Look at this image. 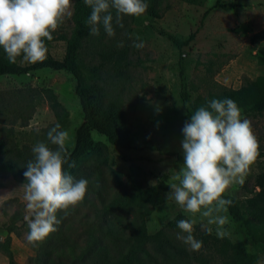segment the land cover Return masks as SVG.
Segmentation results:
<instances>
[{"label":"trees","instance_id":"trees-1","mask_svg":"<svg viewBox=\"0 0 264 264\" xmlns=\"http://www.w3.org/2000/svg\"><path fill=\"white\" fill-rule=\"evenodd\" d=\"M162 0H146L147 18L158 19V4ZM113 16L115 11L111 10ZM91 9L83 0H73L70 16L71 29L68 34L53 32V39L45 41L49 48L56 42L63 45L60 58L47 52L43 62L35 64L10 63L3 49H0V77L24 76L39 70L64 71L74 81L73 93L81 112V122L73 131L69 162L75 167L64 168L77 179L88 181V191L84 201L70 210L42 243L30 244L33 256L27 264H211L212 253L223 264H246L245 247L242 243H231L227 238L220 239L194 225V237L203 242L199 251L177 239V222L186 219L177 213L170 221L152 234L146 230V218L151 210L169 201L167 177L161 175L153 185H143L130 173L122 180L121 175L109 169L110 181L104 177L106 161L98 156L81 162L91 149L89 133L102 136L106 142L121 150H129L130 140L119 104L108 102L100 110L97 101L105 97L104 86L99 73L106 66L111 76L119 82L128 79L130 61L128 49L116 48L119 36L128 32V22L134 17L124 16L123 27L115 23V36L108 37L99 26V35L90 34L87 20ZM157 33L164 38L177 54L176 71L179 81V99L186 107L187 121L200 106L212 99L230 98L241 109L244 116H257L264 112V49L260 48L262 73L253 80L246 81L237 89H223L208 94L203 99H190L187 92V75L181 51L193 40L189 34L180 38L161 29ZM255 44L264 40V29L253 34ZM84 55L96 58L97 63L86 65ZM47 103L53 122L44 129L40 140L28 143L18 142L17 136L33 116L40 101ZM57 123L65 130L67 112L60 106L56 96L49 89L26 87L13 91L0 92V179L12 178L15 182L26 183L23 176L26 164L33 159L32 148L37 142H44L55 148L47 140V132ZM168 155H174L172 153ZM259 155L258 157H260ZM180 160L179 157H177ZM0 184V188H2ZM240 186H244L240 184ZM232 204L227 214L232 221L241 224L250 246L264 254V171L257 174L252 186L247 190L242 203L230 195H224ZM15 201L8 199L6 202ZM3 204V203H2ZM63 217V213H57ZM28 226L21 213H14L0 229L5 232L4 247L7 249L9 234L20 236L19 228ZM78 228V232H75ZM78 241H82L79 243ZM7 264H16L9 256Z\"/></svg>","mask_w":264,"mask_h":264},{"label":"rangeland","instance_id":"rangeland-1","mask_svg":"<svg viewBox=\"0 0 264 264\" xmlns=\"http://www.w3.org/2000/svg\"><path fill=\"white\" fill-rule=\"evenodd\" d=\"M71 12L72 7L70 15L65 16L55 32L69 33ZM158 14V19L147 18L144 14L129 20L127 34L115 40L116 48L128 49L131 63L128 79L123 80L124 82L113 79L108 66L99 73L105 97L97 101V106L102 110L108 102L119 104L131 146L129 150H121L110 146L102 136L89 133L91 149L81 162L94 156L106 161L107 165L102 168L107 182L110 181V169L119 173L122 180L132 173L143 185H153L161 175H165L169 185L171 176L182 165V128L187 121V109L179 99L177 54L157 33L158 29L180 38L189 34L194 36L181 51L186 66L187 92L192 100L203 99L208 94L218 93L223 89H237L260 75L263 70L260 66L262 57L259 49H264V40L255 44L251 38L264 29V0H162L158 4ZM137 37L144 42L142 49L133 46L140 42ZM48 51L51 56L60 58L63 45L56 42ZM83 58L86 65L97 63L96 58L89 55H84ZM17 60L21 64L26 63L22 62V58ZM73 86L72 77L64 71L45 69L24 76L0 77V92L26 87L49 89L53 92L60 106L67 112L65 130L70 134L68 148L72 144L73 131L82 119ZM242 118L251 121L260 144L261 156L250 166L244 186L234 183L225 193L239 203L247 195L254 177L264 171V112L257 116L242 115ZM52 122L53 117L47 103L41 100L27 126L17 136L18 142L40 140L44 129ZM170 153L174 155H168ZM5 179L0 188V226L6 224L16 212L21 213L23 218L27 214L22 183L15 182L10 177ZM8 199L15 201L6 202ZM177 213L186 219H196L195 225L201 230L205 229V219L199 215L192 217L173 200H169L151 210L146 218L147 233H154ZM208 227L212 228L211 234L217 237L216 226ZM224 227L230 233L225 238L231 243L244 245L246 264H264V254L250 246L241 224L229 217V224ZM77 229L75 228V232H78ZM19 232V237L12 234L17 245L12 246L10 241L6 249L5 232L0 229V264H7L9 256L13 260H24V264H27L33 256L26 239V226L20 227ZM208 254L211 256V264H223L220 258L212 253Z\"/></svg>","mask_w":264,"mask_h":264},{"label":"clouds","instance_id":"clouds-1","mask_svg":"<svg viewBox=\"0 0 264 264\" xmlns=\"http://www.w3.org/2000/svg\"><path fill=\"white\" fill-rule=\"evenodd\" d=\"M83 2L91 9L87 20L90 34L99 35L102 25L108 37L115 36L113 23L122 28L124 16L140 17L148 8L146 0ZM71 7L72 0H0V49L9 62L16 63L17 58L29 64L43 62L48 52L45 41L53 39L52 33L70 15ZM136 39L140 42L133 46L142 49L144 42ZM182 135L183 162L171 176L167 198L192 217L205 219L208 234L212 232L208 226L215 225L217 237L223 239L230 235L224 226L229 224L227 211L232 204L224 195L232 184L244 183L259 156L258 138L251 121L242 118L240 107L230 98L212 99L198 107L185 122ZM47 140L55 148L37 142L23 173L26 239L34 246L57 231L62 219L84 201L88 191L86 179H77L64 168L65 164L75 167L69 162V132L57 123L47 132ZM58 212L63 217L58 218ZM196 222H177V239L193 251L203 246L193 235Z\"/></svg>","mask_w":264,"mask_h":264},{"label":"crops","instance_id":"crops-1","mask_svg":"<svg viewBox=\"0 0 264 264\" xmlns=\"http://www.w3.org/2000/svg\"><path fill=\"white\" fill-rule=\"evenodd\" d=\"M6 179H0V184H4V181H5ZM9 236V238H10V244L12 245V246H16L17 245V241H16V239H15V237L12 235V234H9L8 235ZM17 264H24V260H14Z\"/></svg>","mask_w":264,"mask_h":264}]
</instances>
